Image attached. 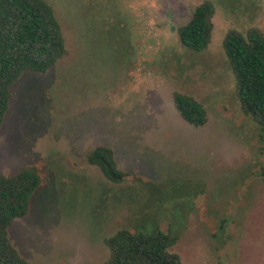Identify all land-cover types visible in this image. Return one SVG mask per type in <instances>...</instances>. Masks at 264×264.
<instances>
[{
    "label": "rangeland",
    "instance_id": "1",
    "mask_svg": "<svg viewBox=\"0 0 264 264\" xmlns=\"http://www.w3.org/2000/svg\"><path fill=\"white\" fill-rule=\"evenodd\" d=\"M66 53L10 87L0 175L33 168L41 182L8 238L30 264H102L117 230L176 237L182 264H264V135L240 111L223 51L234 30L264 36V0H43ZM212 7L206 48L178 29ZM197 101L192 126L173 103ZM110 148L120 183L85 154Z\"/></svg>",
    "mask_w": 264,
    "mask_h": 264
},
{
    "label": "trees",
    "instance_id": "2",
    "mask_svg": "<svg viewBox=\"0 0 264 264\" xmlns=\"http://www.w3.org/2000/svg\"><path fill=\"white\" fill-rule=\"evenodd\" d=\"M209 3L197 6L189 21L178 29L180 43L193 52L204 50L211 33ZM235 81L240 111L250 117L264 135V36L256 29L244 35L231 30L222 43ZM66 53L60 27L52 9L43 0H0V128L10 101V87L24 71L44 74ZM173 103L182 120L192 126L205 121L203 107L192 98L175 93ZM85 161L99 169L111 183H120L126 174L115 163L110 148L98 145L85 154ZM258 178L264 185V167ZM33 168L12 175H0V264H30L12 246L8 228L24 218L40 186ZM177 238L159 230L134 232L120 229L103 240L109 252L102 264H182L170 249Z\"/></svg>",
    "mask_w": 264,
    "mask_h": 264
}]
</instances>
